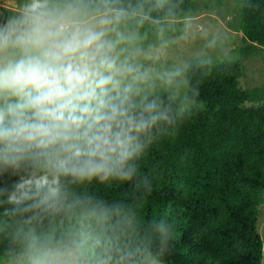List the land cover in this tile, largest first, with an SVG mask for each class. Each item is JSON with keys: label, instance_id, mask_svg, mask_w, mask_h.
<instances>
[{"label": "clouds", "instance_id": "clouds-1", "mask_svg": "<svg viewBox=\"0 0 264 264\" xmlns=\"http://www.w3.org/2000/svg\"><path fill=\"white\" fill-rule=\"evenodd\" d=\"M164 4L18 0L0 11V174L16 177L0 187V203L25 224L75 216L59 227L18 226L7 264H144L150 255L123 205L70 200L69 185L131 179L153 131L195 103L187 64L157 71L140 59L163 52V43L145 52L139 29L159 25L152 12Z\"/></svg>", "mask_w": 264, "mask_h": 264}, {"label": "trees", "instance_id": "trees-1", "mask_svg": "<svg viewBox=\"0 0 264 264\" xmlns=\"http://www.w3.org/2000/svg\"><path fill=\"white\" fill-rule=\"evenodd\" d=\"M191 9V0H165L152 16L179 19ZM239 23L249 41L264 45V0H243ZM187 65L188 95L195 101L190 112L174 126L153 131L132 162L131 179L71 184L69 199L123 205L134 218L137 238L164 264H261L257 217L264 204V104L246 103L264 101V87L239 85L238 59L194 58ZM15 178L0 174V187ZM10 208L0 203L4 261L18 226L39 230L75 222L71 212L62 211L25 224L23 216L6 211ZM161 223L165 233L158 230Z\"/></svg>", "mask_w": 264, "mask_h": 264}, {"label": "rangeland", "instance_id": "rangeland-1", "mask_svg": "<svg viewBox=\"0 0 264 264\" xmlns=\"http://www.w3.org/2000/svg\"><path fill=\"white\" fill-rule=\"evenodd\" d=\"M188 16L179 19L160 20L159 25L146 22L139 29L143 39L139 41L145 52L159 49L165 44L159 59L153 61L141 57L145 67L164 71L183 67L194 58L204 60H240L243 74L239 85L243 88L264 87V45L249 41L240 28V6L243 0H191ZM18 0H0V11L13 12ZM163 27V35L159 28ZM264 104L251 102L250 104ZM193 107V106H192ZM204 108H200L199 110ZM257 230L263 243L264 264V204L257 217ZM150 255L147 264H164L156 252L147 246ZM0 264H7L0 260Z\"/></svg>", "mask_w": 264, "mask_h": 264}]
</instances>
